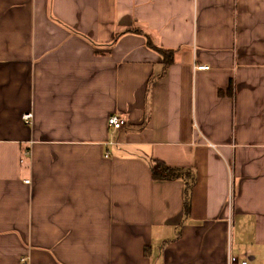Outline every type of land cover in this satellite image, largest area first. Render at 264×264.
<instances>
[{
	"label": "crops",
	"instance_id": "0c3cea01",
	"mask_svg": "<svg viewBox=\"0 0 264 264\" xmlns=\"http://www.w3.org/2000/svg\"><path fill=\"white\" fill-rule=\"evenodd\" d=\"M231 254L264 264V0H0V264Z\"/></svg>",
	"mask_w": 264,
	"mask_h": 264
},
{
	"label": "trees",
	"instance_id": "16d2710c",
	"mask_svg": "<svg viewBox=\"0 0 264 264\" xmlns=\"http://www.w3.org/2000/svg\"><path fill=\"white\" fill-rule=\"evenodd\" d=\"M127 32L141 33L142 31L138 29H129ZM146 37H147V44L149 47H151L154 50H159L164 54L165 56L164 63L167 67H169L175 62V52L174 51L160 48L153 43L152 39L148 35H146ZM219 94L220 96L230 95L231 97H233L234 95L233 81L231 80L229 89L227 92H225L224 90H221ZM151 170H152V176L154 180H171V179H176V178H182L185 175V172L182 169L168 166L166 165V163L160 160H155L153 162ZM184 184H185V189H184L183 215H184V218H186V217H189L191 213L192 186L196 184V180L187 181ZM167 242H170V241H165V243ZM150 251H151V247L145 246L144 248L145 256H150V253H149Z\"/></svg>",
	"mask_w": 264,
	"mask_h": 264
},
{
	"label": "built area",
	"instance_id": "2783aa9c",
	"mask_svg": "<svg viewBox=\"0 0 264 264\" xmlns=\"http://www.w3.org/2000/svg\"><path fill=\"white\" fill-rule=\"evenodd\" d=\"M200 69H208V66H200ZM33 117V113L24 114V119L29 122ZM108 125L112 132L119 131L126 126V119L121 114H113L108 119ZM26 259L24 258L23 261ZM227 264H250L247 259L239 258L235 255H230Z\"/></svg>",
	"mask_w": 264,
	"mask_h": 264
},
{
	"label": "rangeland",
	"instance_id": "374dc122",
	"mask_svg": "<svg viewBox=\"0 0 264 264\" xmlns=\"http://www.w3.org/2000/svg\"><path fill=\"white\" fill-rule=\"evenodd\" d=\"M177 234V231H174L172 236H175ZM171 234L168 235V237H172ZM164 241H167V239H164ZM163 246V241L162 240H159L157 243H154L153 245V255H152V258L154 259L155 262L158 261V257L157 255L159 254L161 248Z\"/></svg>",
	"mask_w": 264,
	"mask_h": 264
}]
</instances>
